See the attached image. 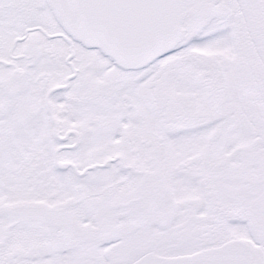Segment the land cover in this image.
I'll use <instances>...</instances> for the list:
<instances>
[{"label":"snow or ice","instance_id":"6c2138e0","mask_svg":"<svg viewBox=\"0 0 264 264\" xmlns=\"http://www.w3.org/2000/svg\"><path fill=\"white\" fill-rule=\"evenodd\" d=\"M0 264H264V0H0Z\"/></svg>","mask_w":264,"mask_h":264}]
</instances>
